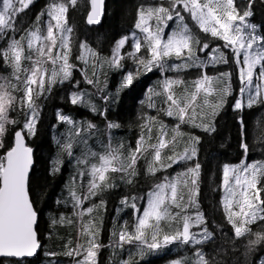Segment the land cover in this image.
<instances>
[{
  "label": "trees",
  "instance_id": "trees-1",
  "mask_svg": "<svg viewBox=\"0 0 264 264\" xmlns=\"http://www.w3.org/2000/svg\"><path fill=\"white\" fill-rule=\"evenodd\" d=\"M160 3L161 0H106L104 18L98 27H88L84 22L88 9L87 0H78L75 7H69L67 20L72 32L68 39L71 49L68 62L73 65L71 80L52 85L50 91L47 90L48 83L45 84L43 94L34 98L38 109L35 134L25 137L28 146L34 152V167L29 178V187L30 196L38 214L36 233L41 243V250L32 260H1L0 264H17V262L19 264H75L77 259L83 257V252L81 256L75 258L65 253L69 248H75L77 245L87 246V237L81 234V228L82 224L89 222L94 224L96 242L100 245L95 264H124V262L134 264L133 262L142 260L145 255H149L150 251L145 248L141 258L139 251L145 246L138 242L124 243L123 247L116 246L119 233L125 227L134 232L137 216L142 214L147 205L148 194L155 190L157 184L165 182V178L169 181L176 180L178 174L186 172L188 167H194L196 163L201 166L197 181L199 194L194 198L196 204L184 209L169 205L170 212L173 216L176 213H180L181 216H190L191 221L195 220L197 213L202 215V229L207 228L212 233L211 238L200 247L209 264H261L264 260V242L254 245L249 250V239L255 240L256 234L264 233V221L257 219L255 223L248 225L251 229L250 236L246 233L242 237H235L234 228L229 223L222 203L221 188L224 165L237 166L243 157L246 158V163L243 164L253 162L264 164V103L256 102L251 107L243 104L240 110L234 108L237 99L245 101L247 96L246 93L241 96L239 92L241 87L238 78L239 66L234 62L231 50L223 47L224 41L204 34L190 19L188 23L191 28H194V33L199 36L201 42H207L211 48L219 47L228 59V63L209 65L206 69L189 68L179 73L169 71L162 74L158 68L145 71L134 59L130 58L128 53L134 51V39L131 35L135 34L141 44L144 43V34L136 28L138 10L141 6H157ZM234 4L242 13L248 7L249 0H234ZM38 7L34 3L32 7L20 14L16 22L17 31L11 33L13 37L19 39L21 35H27L29 30L44 26L45 20L49 18L48 10L39 12ZM250 10L252 15L247 18V22L260 26L258 32L264 30V0H252ZM80 12L83 14L82 18L71 20ZM42 13L44 15H41ZM38 16L39 20H37ZM149 23L152 24L154 21H149ZM169 26L174 27V24L170 22ZM123 37H128V39L122 50L120 67L109 71V75L106 76L108 78L104 80L103 75H100L95 67L102 59L111 57L113 46ZM84 43L91 49V52L81 49L80 45ZM6 47L7 41L0 40V48ZM25 50L27 53V49ZM66 51L68 49L62 50V52ZM194 51H197L202 59L209 58L206 52L199 53L198 48ZM54 52L55 47L52 50L53 56H55ZM83 52L89 58L90 65L88 61L78 60ZM141 55L148 58L145 47L137 53V56ZM61 63L62 61H57L56 67H59ZM168 63L179 64L182 61L172 58ZM23 65L24 67L31 66L28 61H24ZM47 67L50 71L52 64L49 62ZM138 68L139 75L136 76L133 84L118 92L125 75L129 72L135 73ZM203 72L210 77H217L220 73H231L232 91L225 97L223 105L215 108L220 99L218 95L208 96L211 108L203 105L204 93L201 92L196 102L197 115L195 117L191 119L186 117L187 123H180L176 117H168L162 110L167 108L163 102L165 78L181 76L184 79L185 84L172 86L179 95L184 88L194 91L193 82L200 78ZM87 80H94L96 83L89 84ZM3 82L9 91L12 89L8 82L16 83L12 76V69L0 60V84ZM113 83L117 86L114 87ZM221 86L219 83L214 85L215 88ZM72 88L78 92L91 94L85 99L95 103L101 111L93 112L80 104L73 105L71 94L74 90ZM110 93L114 98L118 96L117 100L115 103L106 104L102 97ZM154 93H159V95ZM12 94L17 99L8 115L17 121V124L8 125V131L3 138L4 146L0 148V156L12 147L14 133L23 127L24 113L27 111L26 106L21 111L19 97L23 93L13 91ZM212 108H215V115H213ZM58 113L70 117L78 127L87 122L96 126V134L88 140V145L94 151H100L101 141L106 143L110 138L113 147L122 145L119 150L122 156L127 157L137 148L139 137L145 136L141 153L138 154L134 175L109 172L107 183L113 184L114 187L105 188L98 196L84 202V207L93 203L98 205L91 215L85 213L82 217L78 216L76 212L79 210L73 207L74 201L69 189L72 188L77 195L82 196L87 191V182L90 177L77 176L78 171L84 167L83 165L78 166L76 161V157L81 155L79 146L74 147V156L71 158L58 146V140L62 143L68 142L69 129L72 128V125L59 120ZM110 121L119 124L120 127L108 129L107 124ZM203 123H209L215 130L205 131L201 126ZM178 124L179 130L176 131ZM161 128L166 131L165 141L172 140L173 136L175 141L161 150L162 160L154 162L153 149L150 145L158 143ZM149 129H151L150 132ZM242 144H247V152ZM193 146L197 154L192 160H179V163H172L167 159L171 155L173 159L178 160L186 150H190ZM57 160L61 163L58 164ZM169 164H171L170 167ZM150 167L156 169L154 175L149 171ZM56 168L59 170L55 171ZM128 179H131L132 183H128ZM177 188L178 195H184V200L180 203L187 205L188 189L183 184H178ZM257 189L261 190L260 199H264V174H261L259 178ZM125 197L129 198L128 206L122 203ZM132 197H136L135 203L140 213L130 206ZM101 200L104 201L103 204H100ZM177 228L182 230V220L161 221L158 241L162 243L164 235H174ZM150 232L151 230H149V236ZM52 253L56 255H51Z\"/></svg>",
  "mask_w": 264,
  "mask_h": 264
},
{
  "label": "snow or ice",
  "instance_id": "snow-or-ice-1",
  "mask_svg": "<svg viewBox=\"0 0 264 264\" xmlns=\"http://www.w3.org/2000/svg\"><path fill=\"white\" fill-rule=\"evenodd\" d=\"M77 2L78 0H61L60 3L51 4L47 15L51 21H55V24L53 25L51 22L47 24V34L42 35L41 30L36 28L29 30L27 35H21L19 39L13 37L11 33L17 31L18 17L25 9L29 8L33 0H2V6H0V40L7 41V47L0 48V60H3L12 69V76L16 82L14 84L8 82L12 91H9L5 84H0V148L4 146L3 138L8 131V125L15 126L17 124V121L8 115L17 99L12 94L13 91L22 90L23 95L19 97L21 111L25 106L27 108L24 113L23 127L15 131L13 146L3 156H0V257H32L41 247L35 228L37 211L30 196L29 187L33 150L25 143V137L35 134V125L38 119V109L34 99V92L37 90L33 86L38 85V93L43 94L46 83L45 77H47L49 85L48 91L56 83L71 80L73 65L68 62V55L71 51L68 39L72 28L68 26L67 13L69 7H75ZM101 4L102 0H91L92 10L87 17L88 24L100 22ZM251 6L252 0H249L248 7L242 13L238 11L234 0H166V3L165 0H161L157 6H141L138 10L136 28L144 34V43L142 45L140 39L133 34L134 51L128 55L145 71L158 68L162 74L169 71L179 73L189 68L206 69L209 65L228 63V59L219 47L211 48L207 42H201L199 36L192 31L188 23L190 19L201 32L224 41L223 47L231 50L234 62L239 66L238 78L241 82L239 92L241 96L245 92H249L248 106L251 107L256 102L264 103V93L261 91L262 85L260 83L264 80V34H260V32H264V30L258 32L260 26L247 22V18L252 15ZM39 19L38 16L37 20ZM149 21H154V23L150 24ZM170 22L174 24V27L170 28ZM54 28L59 36L54 34ZM166 30H168L167 34ZM58 39L60 48L68 49V51L57 52L53 56L52 50L57 46ZM127 39L128 37H124L117 42L116 50L110 62L111 66L120 67L119 60L122 57H119L118 53ZM80 47L84 51L91 52L86 43L81 44ZM142 47L146 48L147 59L142 55L137 56ZM197 48L199 53L206 52L209 58L202 59L197 51H194ZM25 49H27V53ZM33 53L40 59H34ZM92 55L96 54L92 53ZM79 58L83 59V55ZM172 58L181 60L182 63L169 64L168 61ZM58 60L62 63L57 69ZM24 61L30 62L31 66L24 67ZM48 62L52 64L50 74L49 70L43 67ZM138 75L139 68L135 73H127L118 92L131 86ZM230 81V72L220 73L217 77H210L206 72H203L200 78L193 82L194 91L184 88L177 95L172 86L185 84L184 79L181 76L165 78L163 81V95L165 97L163 102L167 108L162 110L168 117H176L180 123H187L188 119L197 115L196 102L201 92L204 93L202 104L210 108L208 96L218 95L220 99L215 108H219L223 105L225 97L231 94ZM86 82L89 84L96 83L94 80H87ZM217 83L222 86L215 88L214 85ZM253 90L254 95L251 94ZM154 94L159 95V93ZM90 95L89 93L74 92L71 95V102L73 105L80 104L87 107L93 112H100L101 110L95 103L85 99L86 96ZM102 99L106 104L116 102L112 94L104 95ZM150 106L153 105L150 104ZM243 106L242 100L237 99L234 108L240 110ZM215 108H212L213 115H215ZM104 111L106 112L107 109L105 108ZM58 118L62 123L72 125V128L69 129L68 142L62 143L58 140V146L70 158L74 156V147L79 146L81 155L76 157V161L78 166L83 165L84 167L78 171L77 176L84 177L87 175L90 177L87 182V191L82 196L77 195L72 188L69 189L74 201L73 207L79 210L76 212L78 216L82 217L85 213L91 215L98 205L93 203L84 207V202L98 196L105 188L114 187L113 184L107 183L109 172L126 173L128 176L134 175L138 154L141 153L145 136L139 137L137 148L127 157L122 156L119 150L122 145L113 147L110 138L107 139L106 143L101 141L100 151H94L88 145L89 138L96 134L94 124L87 122L78 127L76 122L68 116L58 113ZM241 125L243 127L242 121ZM201 126L205 131L215 130L209 123H203ZM119 127L120 125L115 122L110 121L107 124L108 129ZM178 130L179 124L176 126V131ZM150 131L151 129H149ZM165 135V129L161 128L158 143L150 145L153 149L154 162H160L162 160L161 150L175 141L174 136L172 140L165 141ZM242 147L247 152V144H242ZM196 154V149L193 146L190 150H186L178 160L173 159L171 155L167 159L172 163H179V160H192ZM57 163L59 164L61 161L57 160ZM160 166L164 167L163 164ZM168 166L170 167L171 164ZM200 167V164L196 163L194 167H188L186 172L178 174L176 180L169 181L165 178V182L157 184L155 190L148 194L147 206L143 209L142 214L137 216L134 232L126 227L122 229L116 246L123 247L124 243L138 242V244L145 246L140 249L141 257L144 255L145 248L149 251L160 249L162 245L158 241V235L161 231V221L166 219L182 220V230L177 228L174 235H164L163 244L176 240L185 244L203 243V240L196 239L195 233L190 232L192 217L181 216L180 213L173 216L169 210V205L184 209L196 204L194 198L199 194L197 181ZM259 169L260 174H264V164L259 165ZM54 170L58 171L59 169ZM149 171L154 175L156 169L150 167ZM233 181L239 187V192L234 190ZM127 182L132 183V180L128 179ZM258 182L256 164H242L239 167L224 165L223 167V185L226 192L223 200L224 207L226 210L231 209L235 203L239 208V212L228 215L229 223L235 229V237L237 238L246 233L251 235V229L246 227V224L255 223L257 218L264 221V199H260L261 190L256 187ZM178 184H183L188 189L187 205L180 203L184 200V195H178ZM81 187L83 188V185ZM135 200L136 197L131 198L130 206L137 213H140ZM103 203L104 201L101 200L100 204ZM122 203L128 206L129 198L125 197ZM234 215H243L244 220H234ZM202 219V215L197 213L196 223L199 224ZM149 230H151L150 236ZM81 234L87 237V246L77 245L75 248H69L65 254L75 258L81 256L83 252V258L77 259L75 264H95V257L100 245L96 242L94 224L92 222L82 224ZM211 236L212 233L205 228L203 231L204 239H210ZM261 242H264V233L256 234L255 240L249 239V250ZM51 255L56 254L52 253ZM196 255L198 257L197 264H209L202 252L198 251ZM124 264H128V262H124ZM261 264H264V260L261 261Z\"/></svg>",
  "mask_w": 264,
  "mask_h": 264
},
{
  "label": "rangeland",
  "instance_id": "rangeland-1",
  "mask_svg": "<svg viewBox=\"0 0 264 264\" xmlns=\"http://www.w3.org/2000/svg\"><path fill=\"white\" fill-rule=\"evenodd\" d=\"M60 2H61V0H33V3L29 6V8L32 7L34 5V3H36L39 6L38 7L39 8L38 9L39 12H41L42 10H46V9L49 11V7H50L51 4L60 3ZM0 6H2V0H0ZM76 15L74 16V18H71V20H75L76 18H82L83 17V14L81 12L77 13ZM49 22H51L53 25L55 24V21H51V18L49 17V18H47L45 20V24H44L43 27L37 26L34 29L39 28L41 30V34L42 35H46L47 34L46 27H47V24ZM137 30H139V29H137ZM53 31H54V34L59 36V33L57 32V30L55 28L53 29ZM192 31L195 32L194 28H192ZM131 37H133V35H131ZM135 37H136V35H135ZM120 39H122V38H120ZM117 42H116L115 46L113 47V51H112L111 57L108 58V59H104V60L102 59L98 63V65L95 67L97 69V71L100 73V75L101 74L103 75V79L104 80L108 78V77L106 78V76L109 75V71L115 70L117 68L115 66H111V63H110L112 58H113V54H114V52L116 50ZM59 44H60V42H59V39H58L57 40V46L55 47V52H54L55 55H56L57 52L63 53L62 52L63 49L60 48ZM125 45H126V43L123 45V47H121L119 49V53H118L119 57H122V49L124 48ZM65 50H67V49H65ZM82 55H83V59L78 58V60H81L83 62L84 61H88V63H89V58L86 56V53L83 52ZM34 56H35L34 59H38L39 58V57L36 56L35 53H34ZM80 57H81V54H80ZM47 65H49V62L44 64L43 67L48 68ZM89 65H90V63H89ZM58 68L59 67H57V69ZM50 71H51V68H50ZM50 71H49V74H50ZM45 80H46V83H47V77H45ZM260 83L262 85L261 91H262V93H264V80L260 81ZM2 84H5V83L3 82ZM113 85H114V87L117 86L116 83H113ZM21 88H22V85H21ZM33 88L37 90L36 92H34V98H36L39 95V93H38V85H34ZM10 91H12V90H10ZM18 91L22 92V90H18ZM106 93H107V91H106ZM245 93L247 94V96L244 99L245 101H243V99H241V100H242L243 104L248 106L247 100H248V96H249L248 93L249 92H245ZM251 94L254 95V90H253V92ZM117 97L118 96H116L115 101L117 100ZM243 163H246V158L245 157H243V159L241 160L239 165L230 166V167H239ZM252 164H256L257 165V173H258V181H259V178L261 176L259 165H261L262 163L261 162H253ZM232 186H233L235 191L239 192V187L235 185L234 181H233V185ZM221 188H222V203H223V200H224V197H225V194H226L225 188H224V185H223V180H222ZM249 195L251 196V193H249ZM223 206H224V203H223ZM246 211H247V209H246ZM233 212H239V208L235 205V203L233 204V207L231 209L226 210L227 217H228L229 214H232ZM258 215H259V213H258ZM233 219L234 220H238V221H243L244 217H243V215H240V216H235L234 215ZM257 219H259V218H257ZM190 223H191L190 232L195 233L196 234V239L203 240V243H200V244H196V243L180 244L178 242L179 240L173 241V242L168 243V244L161 243L162 246H161L160 249L150 251L149 255H145L143 258L141 257L142 260L139 259V260H137V261H135L133 263L134 264H197L198 257L196 255V253L198 251L202 252L200 250V247H201L202 244L206 243L208 239H204V237H203L204 229H202L201 222H199V224H197L196 221L194 220V221H190ZM248 225L249 224H246L245 226L248 227ZM234 231H235V229H234ZM170 246L172 248H169ZM139 254H140V251H139Z\"/></svg>",
  "mask_w": 264,
  "mask_h": 264
},
{
  "label": "water",
  "instance_id": "water-1",
  "mask_svg": "<svg viewBox=\"0 0 264 264\" xmlns=\"http://www.w3.org/2000/svg\"><path fill=\"white\" fill-rule=\"evenodd\" d=\"M105 3H106V0H102V4H101V14H100V17H99V21L100 22L99 23H96V24H88L87 23V17H88L89 13L92 10L91 0H88L89 10H88L87 15L85 17V24L88 27H98L102 23V20L104 18V12H105ZM25 143L27 144L26 139H25ZM13 144H14V139H13ZM33 167H34V153H33V165H32V168H31V170L29 172V178H30V175H31V172H32ZM37 222H38V215H37ZM36 227H37V224H36L35 228ZM37 239H38V236H37ZM40 245H41V243H40ZM40 250H41V247L39 249H37V252L32 257H25V258L0 257V260H16V261H20V260H32L33 258H35L37 256V254L39 253Z\"/></svg>",
  "mask_w": 264,
  "mask_h": 264
}]
</instances>
